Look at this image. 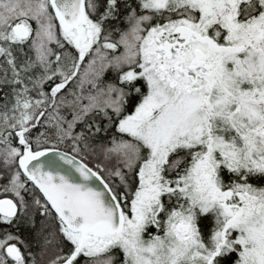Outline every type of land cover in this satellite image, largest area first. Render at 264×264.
<instances>
[{
    "label": "snow or ice",
    "instance_id": "obj_1",
    "mask_svg": "<svg viewBox=\"0 0 264 264\" xmlns=\"http://www.w3.org/2000/svg\"><path fill=\"white\" fill-rule=\"evenodd\" d=\"M0 264H264V0H0Z\"/></svg>",
    "mask_w": 264,
    "mask_h": 264
}]
</instances>
